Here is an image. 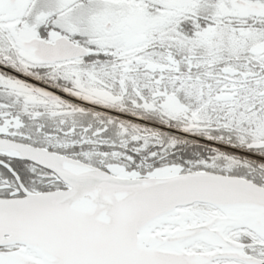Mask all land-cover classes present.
I'll list each match as a JSON object with an SVG mask.
<instances>
[{
  "label": "snow or ice",
  "instance_id": "obj_1",
  "mask_svg": "<svg viewBox=\"0 0 264 264\" xmlns=\"http://www.w3.org/2000/svg\"><path fill=\"white\" fill-rule=\"evenodd\" d=\"M0 264H264V0H0Z\"/></svg>",
  "mask_w": 264,
  "mask_h": 264
}]
</instances>
